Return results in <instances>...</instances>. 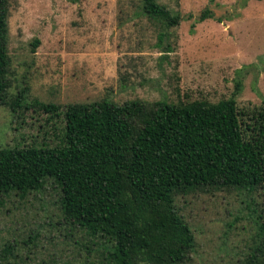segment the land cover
I'll use <instances>...</instances> for the list:
<instances>
[{
  "label": "rangeland",
  "instance_id": "1",
  "mask_svg": "<svg viewBox=\"0 0 264 264\" xmlns=\"http://www.w3.org/2000/svg\"><path fill=\"white\" fill-rule=\"evenodd\" d=\"M156 2L179 17L176 25L150 20L140 0H7L0 147L60 146L65 106L102 100L233 98L245 141L263 132L264 0ZM203 9L211 17L199 20ZM58 196L53 183L23 198L1 196L0 233L41 232L30 264H89L94 255L81 235L64 236ZM174 205L194 239L187 264H239L264 220V185L250 194L219 187L176 193Z\"/></svg>",
  "mask_w": 264,
  "mask_h": 264
},
{
  "label": "trees",
  "instance_id": "2",
  "mask_svg": "<svg viewBox=\"0 0 264 264\" xmlns=\"http://www.w3.org/2000/svg\"><path fill=\"white\" fill-rule=\"evenodd\" d=\"M140 11L163 27L179 20L156 0H140ZM206 17L211 13L203 9L198 19ZM6 18L7 0H0V105L6 102ZM261 109L260 126L264 99ZM234 111L233 98L69 104L62 145L0 147V197L23 198L53 183L64 236L81 235L94 255L89 264H187L194 239L174 194L218 187L250 194L264 185V131L245 141ZM257 227L239 264H264V220ZM5 234L0 264H30L41 232Z\"/></svg>",
  "mask_w": 264,
  "mask_h": 264
}]
</instances>
